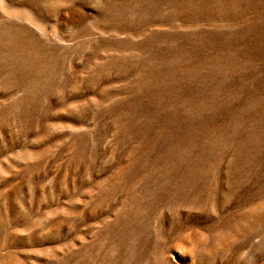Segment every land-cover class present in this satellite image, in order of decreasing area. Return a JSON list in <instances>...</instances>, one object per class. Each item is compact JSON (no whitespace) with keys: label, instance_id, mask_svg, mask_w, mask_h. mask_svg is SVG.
<instances>
[{"label":"rangeland","instance_id":"1","mask_svg":"<svg viewBox=\"0 0 264 264\" xmlns=\"http://www.w3.org/2000/svg\"><path fill=\"white\" fill-rule=\"evenodd\" d=\"M0 264H264V0H0Z\"/></svg>","mask_w":264,"mask_h":264}]
</instances>
